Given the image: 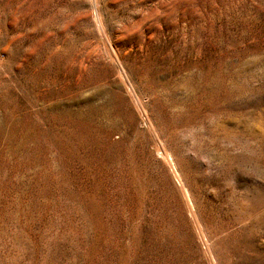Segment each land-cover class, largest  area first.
I'll use <instances>...</instances> for the list:
<instances>
[{"label": "rangeland", "instance_id": "374dc122", "mask_svg": "<svg viewBox=\"0 0 264 264\" xmlns=\"http://www.w3.org/2000/svg\"><path fill=\"white\" fill-rule=\"evenodd\" d=\"M0 264H264V0H0Z\"/></svg>", "mask_w": 264, "mask_h": 264}]
</instances>
